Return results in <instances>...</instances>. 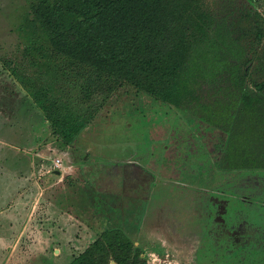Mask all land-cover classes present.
<instances>
[{
    "label": "rangeland",
    "instance_id": "374dc122",
    "mask_svg": "<svg viewBox=\"0 0 264 264\" xmlns=\"http://www.w3.org/2000/svg\"><path fill=\"white\" fill-rule=\"evenodd\" d=\"M27 5L0 0V264H67L112 228L147 264H264V169L223 168L222 129L133 87L78 103L83 79L20 30ZM197 6L232 39L264 16V0ZM48 95L92 111L67 145Z\"/></svg>",
    "mask_w": 264,
    "mask_h": 264
},
{
    "label": "trees",
    "instance_id": "16d2710c",
    "mask_svg": "<svg viewBox=\"0 0 264 264\" xmlns=\"http://www.w3.org/2000/svg\"><path fill=\"white\" fill-rule=\"evenodd\" d=\"M27 1L20 30L32 44L46 40L77 70L68 72L72 81L84 82L77 85L78 103L97 95L109 97L122 86L133 87L222 129L226 134L223 168L264 169V16L260 12L243 18L247 31L232 39L210 30L212 19L199 12V0ZM253 71L262 78H255ZM35 102L65 145L92 113L49 95ZM67 264L147 262L121 229L112 228Z\"/></svg>",
    "mask_w": 264,
    "mask_h": 264
},
{
    "label": "water",
    "instance_id": "95a60500",
    "mask_svg": "<svg viewBox=\"0 0 264 264\" xmlns=\"http://www.w3.org/2000/svg\"><path fill=\"white\" fill-rule=\"evenodd\" d=\"M55 172H56L57 174H60V171H59V170H56Z\"/></svg>",
    "mask_w": 264,
    "mask_h": 264
}]
</instances>
